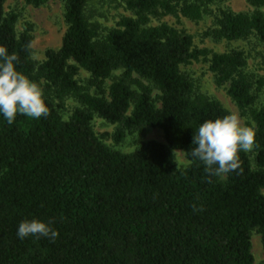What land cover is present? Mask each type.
Instances as JSON below:
<instances>
[{
    "label": "trees",
    "instance_id": "obj_1",
    "mask_svg": "<svg viewBox=\"0 0 264 264\" xmlns=\"http://www.w3.org/2000/svg\"><path fill=\"white\" fill-rule=\"evenodd\" d=\"M5 1L0 47L16 53L17 71L40 85L49 114H18L12 125L0 116V264H254L252 231L264 253V107L255 108L263 81L244 72L242 50L199 49L184 30L150 25L160 15L197 22L226 0H123L133 17L105 32L88 19V0H61V46L47 49L39 63L32 59L33 25L18 32L19 14L6 12ZM48 1L24 0L35 8ZM245 1L252 12L222 9L204 35L264 43V0ZM200 60L255 132L252 158L239 153L242 173L211 183L189 152L202 122L230 113L196 94L182 73ZM79 69L97 94L77 81ZM115 71L121 73L105 92ZM68 98L79 106L65 119ZM95 116L116 125L115 144L145 128L161 130L165 142L142 143L130 154L112 150L94 133ZM175 150L186 167L175 163ZM25 219L50 223L58 236L18 239Z\"/></svg>",
    "mask_w": 264,
    "mask_h": 264
},
{
    "label": "rangeland",
    "instance_id": "obj_2",
    "mask_svg": "<svg viewBox=\"0 0 264 264\" xmlns=\"http://www.w3.org/2000/svg\"><path fill=\"white\" fill-rule=\"evenodd\" d=\"M4 9L6 12L15 11L19 14V21L16 26L18 32L22 31L26 23L33 25L31 49L32 59L35 62L39 63L44 59V52L47 49L57 50L61 46L62 37L66 31L61 0H49L43 6L37 8L26 5L24 0H6ZM222 9L244 13L253 11V8L245 0H226L219 4L210 5L208 14L197 22L188 20L182 16L176 18L171 15H160L151 16L150 25L156 26L165 23L177 30H184L193 37V44L199 49H207L216 53L227 52L231 49L242 50L247 57V65L244 72L255 81H263L260 90L256 92L257 101L255 108L264 107V43L259 42L254 37H250L245 41H233L229 43L224 41L216 42L204 35L213 27L214 18ZM86 15L91 22L99 24L101 31L104 32L106 29L114 28L122 16L133 17V13L126 9L123 0H88ZM181 71L192 81L196 94H201L218 101L230 114H235L239 117L242 126L251 127L254 130L251 121L240 114L228 97L225 86H219L215 83L214 76L209 71L206 61L200 60L184 65L181 67ZM120 73V71H115L112 79L105 81L103 86L105 92L113 78L118 77ZM89 78V73L83 69H79L76 77L77 81L87 86L90 94L95 95L97 94V90L94 87L88 86ZM256 86L257 83L254 89ZM158 93L157 90H154L153 96L155 97ZM78 106V103L74 99H66L62 116L65 119L68 118ZM92 129L106 146L124 154L134 152L142 143L148 141L165 142L161 130L145 128L142 134H128L121 143L115 144L112 140V134L116 129V125H111L97 116L92 120ZM247 153L252 158L253 151ZM173 154L175 163L179 168H184L188 165V161L183 152L175 150ZM262 193L264 195V189H262ZM251 254L254 259V264H263L264 253L261 236L256 231H252L251 233Z\"/></svg>",
    "mask_w": 264,
    "mask_h": 264
},
{
    "label": "clouds",
    "instance_id": "obj_3",
    "mask_svg": "<svg viewBox=\"0 0 264 264\" xmlns=\"http://www.w3.org/2000/svg\"><path fill=\"white\" fill-rule=\"evenodd\" d=\"M19 57L0 47V116L12 125L17 115L40 119L49 114L40 85L17 71ZM194 148L189 152L194 162L204 166L211 183L212 177L223 178L231 172L242 173L240 152H251L255 145V132L251 127L242 126L235 114L223 118L208 119L195 131ZM239 170V171H238ZM17 238H50L55 240L58 232L50 223L25 219L19 223Z\"/></svg>",
    "mask_w": 264,
    "mask_h": 264
}]
</instances>
